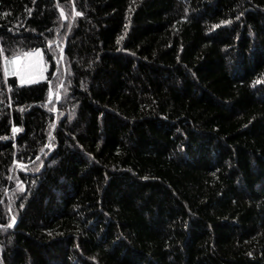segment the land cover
Returning a JSON list of instances; mask_svg holds the SVG:
<instances>
[{
  "label": "trees",
  "instance_id": "1",
  "mask_svg": "<svg viewBox=\"0 0 264 264\" xmlns=\"http://www.w3.org/2000/svg\"><path fill=\"white\" fill-rule=\"evenodd\" d=\"M0 49V264H264V0H0Z\"/></svg>",
  "mask_w": 264,
  "mask_h": 264
},
{
  "label": "rangeland",
  "instance_id": "2",
  "mask_svg": "<svg viewBox=\"0 0 264 264\" xmlns=\"http://www.w3.org/2000/svg\"><path fill=\"white\" fill-rule=\"evenodd\" d=\"M35 53L39 52V56L25 57L24 53ZM20 57L18 65H12L8 63V61L12 60L16 56H12L9 58H5L4 60V69L7 70L9 75H15L18 82L20 83V74L25 75L26 78L35 77L38 81H41L45 78L46 71V63L43 58V51L41 48H35L32 50L25 51L18 55ZM17 67H19L20 72L18 74H13L16 71ZM52 96V94H51Z\"/></svg>",
  "mask_w": 264,
  "mask_h": 264
},
{
  "label": "snow or ice",
  "instance_id": "3",
  "mask_svg": "<svg viewBox=\"0 0 264 264\" xmlns=\"http://www.w3.org/2000/svg\"><path fill=\"white\" fill-rule=\"evenodd\" d=\"M63 14V13H62ZM77 15H79V13H77ZM3 53V50L0 49V54ZM25 57H32V56H39V52H35V53H32V52H29V53H24L23 54ZM19 60H20V57L17 56V57H14L12 60L8 61V63L12 64V65H18L19 64ZM20 72V69L19 67H17L16 71L13 72V74H18ZM5 75H8V72L7 70L5 71ZM39 82L38 79H36L35 77H29V78H26L25 75L23 74H20V83L23 85V84H32V83H37ZM50 97H51V90H50ZM14 131H19V129H14ZM13 223H15V220L13 219ZM12 225H9V227H11Z\"/></svg>",
  "mask_w": 264,
  "mask_h": 264
}]
</instances>
